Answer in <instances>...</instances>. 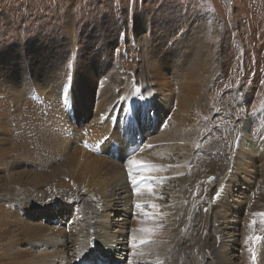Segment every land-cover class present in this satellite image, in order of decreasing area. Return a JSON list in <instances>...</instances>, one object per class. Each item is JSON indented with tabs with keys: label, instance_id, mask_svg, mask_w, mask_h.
Listing matches in <instances>:
<instances>
[{
	"label": "rangeland",
	"instance_id": "374dc122",
	"mask_svg": "<svg viewBox=\"0 0 264 264\" xmlns=\"http://www.w3.org/2000/svg\"><path fill=\"white\" fill-rule=\"evenodd\" d=\"M138 19L144 25L141 28L135 25ZM159 64L166 67L156 68ZM74 82L78 84L79 113L73 108L76 105L69 104L71 108L68 107L65 115L67 106L63 108L65 100L62 98L77 86ZM130 82L131 88L127 90ZM184 86L189 89L183 90ZM179 91L182 97H188L186 108L177 98ZM73 110L79 115L81 129L84 128V132L92 129L96 135L101 126L106 125L102 119L114 111H124L127 120L121 121V125L115 116L109 118L111 130L114 131L116 123L117 139L122 141L115 154L121 165L111 160L112 154L105 146L108 136L95 144L89 139L86 145L72 140L74 143L70 141L68 147H82L87 154L109 164V171L117 169L111 175L115 183H125L127 178L130 181L129 168L137 180L139 175H150L147 185L139 187L143 190L139 198L153 200L151 204L143 201L140 206L148 209L146 218L151 226L156 217L153 208H157L159 200H170L178 178L183 175L185 180L191 179L190 189H196L198 194L192 206L195 210H189L188 222L181 228L183 245L192 234L206 236L210 221L222 216L223 211L228 216L236 215L234 224L238 231L234 234L235 249L230 250L232 256L243 257L241 246H245L249 238V244L256 238L264 241L261 226L252 225L245 240L242 235L252 206L255 204L257 210L264 202L261 197L264 188L260 185L264 178V159L250 162L249 169L241 166V170L248 171V176L253 178L246 185L241 181L239 188L232 185V196L228 195L227 201L222 200L226 192H221L222 182L230 175L239 174L238 167H234L236 158L231 159V154L242 126L247 125L249 139L257 140V144L258 138L264 135V0H0V120L7 121L10 131L3 148L18 147L16 163L20 157H25L23 154L28 157L13 171L24 172L39 184L59 164L60 139L54 140L55 136L49 134V125L55 116L61 115L62 118L50 125L55 133L64 128L63 120L71 117L74 123ZM130 120L135 122L132 130L126 126ZM190 133L194 136H189L190 156L184 163L178 158L180 149L176 139ZM164 140L175 146L162 156ZM43 150L45 153L41 152ZM9 156L5 161H12L14 154ZM201 157L208 160L203 165L196 161ZM45 162L49 166L44 168L41 164ZM175 167L178 169L174 170ZM241 170L240 176L244 175ZM5 176L7 173H0V178ZM210 176H215L217 182L209 189L206 179ZM64 181L71 183L70 179ZM146 188L150 194L144 193ZM107 191L98 199H108ZM84 194L90 195L89 192ZM111 195L110 206L116 216L110 217L109 224L117 222V229L124 233L120 264H135L134 258L140 257L155 260L161 230L137 231L133 223L143 218H137L131 210L125 217V208L119 204L123 197L114 196V192ZM4 197L0 208L11 201ZM31 203L30 206L36 204ZM53 204L54 218L39 209L26 216L24 210L28 207L24 206L17 207L19 219L25 224L44 226L49 232H59L57 235L65 236L61 239L66 238L72 231V216L66 213L70 204L62 207L61 203ZM9 217L7 222L12 220ZM226 224L227 229L232 227ZM227 229H223L224 233ZM14 230L8 237L10 244L6 241L13 255L19 233L18 228ZM2 242L0 236V264H6L9 262ZM67 246L73 249L71 244ZM181 247L182 244L179 249Z\"/></svg>",
	"mask_w": 264,
	"mask_h": 264
},
{
	"label": "bare ground",
	"instance_id": "6f19581e",
	"mask_svg": "<svg viewBox=\"0 0 264 264\" xmlns=\"http://www.w3.org/2000/svg\"><path fill=\"white\" fill-rule=\"evenodd\" d=\"M140 19L136 20L137 23L135 24L136 27L139 28L144 26L142 25V20ZM165 67L166 66H162L161 64H159L158 67L156 68H165ZM196 67H194L195 70L193 69L194 73L196 71ZM88 68H90V66ZM74 84L76 85L77 83L74 82ZM131 85L132 84L130 82L126 89L129 90L131 88ZM77 87L78 84L77 86H73L72 92L64 94V97L62 98L65 100V104L63 108L67 106L65 115L69 110L68 109V107H70L69 104H72V107L76 105V107L73 108L76 109L77 113H79V110L77 108L78 106L81 105V103L77 102V100H79V94L76 93L78 90ZM159 88L160 87L158 86V90ZM185 88L189 89V86H184L183 90ZM168 91L170 92V90ZM188 92H190V90H188ZM177 93H178L177 98H179L181 104L184 103L183 107L186 108L188 104L187 102L188 97L187 96L182 97L184 95L181 96L180 91ZM118 112L114 111L113 114H111L105 119H102V121L106 123V125L101 126L102 128L100 129L98 135L92 132V129L86 132H84V128L81 129V127L78 125L79 115L74 114L75 113L74 110H73L72 119L75 124L71 121V117H69L68 121H64V120L62 121L64 123L63 126L64 128H62L60 131L58 130V132L55 133V131H53L54 129L52 130V126L50 125L54 124L57 120L62 118V115L60 117L55 116L54 122L50 123L49 125L50 127L49 134L55 136L53 137L54 140L56 138L60 139L58 144L60 146V148H58L59 149L58 152L61 155V157L59 158L60 162L54 168L51 169L52 171L50 173H48L46 176L43 177V180L39 184L35 183L32 179L28 178V175L25 174L24 172L13 171L16 170L14 168L22 166L23 163L21 161L25 162L23 159H28V157L26 154H23L25 155L26 158L20 157V160L18 159L19 161L17 160L18 163H16L15 159L17 155H15V150L18 147L13 145L12 147H8L6 149L3 148L4 146H6L8 142V139L10 137L9 135L10 131L8 129V123H6L7 121L4 122V120H0V147H1L0 173H7V176H5L4 178H0V202L4 196L11 198L9 204H6L4 205L3 208H0V236H2V240H3L2 248L6 249V251L4 252L7 259L6 261L9 262L6 264H106L105 263L106 260H109L110 264L111 263L120 264L119 259H121L123 255L120 254L122 253L120 248L123 246L122 241L124 239V235H123L124 233H122L121 229H117V222H113L112 224H109L110 217L116 216L114 214V210L112 209L113 207L111 208L110 206V200L112 196L111 192L112 193L114 192V196L116 197L117 196H120V198L123 197V200L120 201L119 204H122L123 207L125 208L124 210L125 217H127L126 214H129L128 211L131 210L130 212L133 213L135 212L137 214L138 216L137 218H141V217L143 218L133 223V226L136 230L141 229L143 232H147V233H152L153 228H157L161 230V234L159 236V246H158L159 249L157 248V250L154 251L157 254L156 259L154 257L155 260H151L147 257L144 258L140 257L142 255H139L140 258L137 259L134 258L136 260L135 264H264V241L261 240V238L252 239L251 244L248 243L250 242V238H249L248 241L246 242V245L241 246L242 249L241 251H243L244 254L242 258H240L239 255L238 257H235L230 254V250L235 249L233 244L235 243V241H237V239H235L234 237V234H236L235 232L238 231L236 229L237 226L234 224L236 222V217H235L236 215L228 216L227 213L224 211L222 212V216L215 217L210 221L209 230L205 229L206 231H208V233H206L207 234L206 236H201V234L199 236H197V234L196 235L192 234L190 236V239L187 237L189 239L188 243L186 242L185 244L184 241L185 245H183V241H182L183 239L180 238L181 234H183L181 233V228L183 227L182 225L184 224V222H188L186 219L187 218L186 215L188 214L189 210H192L194 208L192 206L198 197V194L196 192L197 190L190 189L192 184L191 179L185 180L186 179L185 176L180 175V177L178 178V184L176 190L169 196L170 200H159V204L157 205V208L156 209L153 208L152 211L156 212V217L153 218L155 223L154 226H151L150 223H148L147 221L148 215L146 214V211L148 209L145 210L142 207L139 208L136 207L137 204H140V206H142L141 203H143V201L148 202L150 204L153 201L152 198L149 197L145 199L144 197L143 199L139 198V193L143 194V192H141L143 190H141L139 187L147 185L148 176L150 175H147V177L143 175H139L138 176L139 180L133 177L136 180V184L145 182L144 184H140V185L135 184L136 186L132 183L131 180L129 181L128 178L126 179L125 183H115V181H112L111 175L113 173L112 171H116L117 169H113L112 171H109L107 169L109 164L107 165V163H104L102 160H99L98 158L91 156L90 153L87 154L88 152H86V149H83L82 147L78 148L75 145L70 146L71 149L68 147L69 142L70 141L72 142V140L73 141L75 140L74 142H80V143L83 142L86 145L88 143L86 142L88 139L89 141L95 144L97 142H100L99 140H102L108 136L109 142L112 143V145L107 141V143H105L106 144L105 146L112 154L111 160L113 161V164L121 165L120 162L117 161L115 154L117 153V149L120 148L121 146L120 144L122 143V141L121 139L120 140L117 139L118 130L115 128L116 123L114 124V131H112L111 130L112 120L111 121L109 120V118H114L115 116L119 120L118 125H121L120 123L121 121H126L127 119L124 117L125 116L123 113L124 111H121L122 113H118ZM64 117L65 116H63V118ZM133 122H134L133 120H130V123L126 125L128 127V130L130 129L132 130ZM154 122L155 120H153L152 123ZM134 129H136V127H134ZM189 136L193 137L194 133H192L191 135L188 134L186 136L182 135L176 139V142H178L176 143V145L180 149V152H178L179 153L178 158H180L181 161L186 160V158L190 156ZM238 138L239 139L237 140V142L233 145L234 151L231 154V159L233 156L236 158L237 166L234 167H238L237 170L239 174L236 176H233L234 174L230 175L226 178L225 181L222 182L223 185L221 192L225 191L226 192L225 194H227L226 197L222 200H226V201L228 200V195L232 193V188H233L232 185H237L236 187L239 188V183L241 181H243V183L246 185L249 184V182L253 178L252 176H248L249 175L248 171L244 170L243 172L241 170V166H244L249 169L250 162L258 163V159L259 160L264 159V135L262 136L261 139L260 137L258 138V144H257V140H254L255 141L254 142L253 139L252 140L249 139V136L247 134V125L244 124L242 126V130L238 132ZM163 144H164L163 145L164 148L161 150L162 156L173 150L171 146H175V144L169 143L166 140H164ZM41 152L45 153L44 150ZM11 153L14 154L12 161H5L6 158H10L9 155ZM196 161L201 162L200 164L203 165L204 162H207L208 160H205L204 157H201ZM177 164L180 163L177 161ZM212 164L213 166L216 165L215 163ZM41 166L45 168V166H49V163L46 165L45 162L44 165L41 164ZM207 166L208 165H206V167ZM177 169H178L177 167L174 168V170ZM239 170H241V174L243 173L244 175L240 176ZM41 176H43V174H41ZM215 176L212 177L213 180L209 184L210 185L209 189L213 187L217 182ZM119 177L120 176H118V178ZM64 179L66 180L70 179L71 183L66 184ZM2 180H4L6 183H1ZM110 181H112L113 184L110 185L109 184ZM263 181L264 178L262 179V181H260L261 182L260 185L261 187L264 188ZM106 190L109 191L108 199L107 197H103V199H98V197L101 196ZM144 191H145L144 193L150 194L147 188ZM85 192L90 193V195L88 194L89 197L84 194ZM261 197L264 198V192H262ZM31 201H34V203L36 204L30 206L29 204H32ZM163 201L167 203H162ZM53 203H61L60 205L61 207L65 203L70 204V206L66 207V213L68 212L72 216L71 219L72 231H69V233L66 235V238L61 239L60 237H65V236L57 235L59 232H55V231L49 232L48 229L44 228V226L36 225V224L33 225L25 224L23 221L19 219V210L17 209V207H24V206L28 207L27 209L24 208L26 209L24 210L26 216L32 215V213H34V210L39 209L43 211V213L46 216L50 215L52 218H54L55 209L52 207L54 205ZM168 203L169 205L165 208V206ZM217 204L220 205V203ZM9 216H11L12 220H9L7 222V218ZM245 218L244 221L246 220ZM247 221H248V226L246 225L247 227L243 229V234H242L243 238L244 237L247 238L250 235L252 230V225H257L258 227L261 226L260 229L264 227V202H261L260 205L257 206V210L255 204L252 206V209L250 211V216L248 217ZM226 222L230 223L232 227L231 228L229 227L227 229L228 225L226 224ZM16 228H18L19 233H18L17 241L15 240L16 248H15V253L13 255L10 252L11 250L9 251L8 249V244H10L8 241L9 240L8 237L9 235H12L15 232L14 229ZM224 228L228 230L226 233H224L225 231H223ZM6 241L8 242V244L6 243ZM88 241H89V245L87 244ZM67 244H71L73 249H71V247L68 248L69 246H67ZM91 244H93L94 247H92ZM181 244L182 247L179 249V246ZM205 250H208L209 253L206 254ZM164 258L165 260H162Z\"/></svg>",
	"mask_w": 264,
	"mask_h": 264
},
{
	"label": "snow or ice",
	"instance_id": "6c2138e0",
	"mask_svg": "<svg viewBox=\"0 0 264 264\" xmlns=\"http://www.w3.org/2000/svg\"><path fill=\"white\" fill-rule=\"evenodd\" d=\"M130 163H132L131 160H130ZM129 178H130V180L132 181V183L135 185V184H136V180L132 177V169H131V168H129ZM136 207L139 208L140 205L137 204ZM144 242H145V241L142 239V240H141V243H144Z\"/></svg>",
	"mask_w": 264,
	"mask_h": 264
},
{
	"label": "water",
	"instance_id": "95a60500",
	"mask_svg": "<svg viewBox=\"0 0 264 264\" xmlns=\"http://www.w3.org/2000/svg\"><path fill=\"white\" fill-rule=\"evenodd\" d=\"M211 181H212V177L211 176L206 179V183L207 184H210Z\"/></svg>",
	"mask_w": 264,
	"mask_h": 264
}]
</instances>
